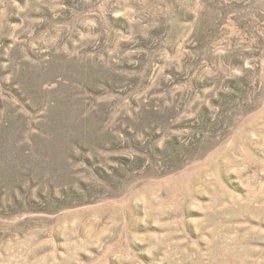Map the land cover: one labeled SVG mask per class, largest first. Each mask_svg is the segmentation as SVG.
I'll return each mask as SVG.
<instances>
[{"label":"rangeland","instance_id":"1","mask_svg":"<svg viewBox=\"0 0 264 264\" xmlns=\"http://www.w3.org/2000/svg\"><path fill=\"white\" fill-rule=\"evenodd\" d=\"M0 264H264V0H0Z\"/></svg>","mask_w":264,"mask_h":264}]
</instances>
